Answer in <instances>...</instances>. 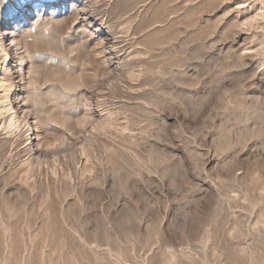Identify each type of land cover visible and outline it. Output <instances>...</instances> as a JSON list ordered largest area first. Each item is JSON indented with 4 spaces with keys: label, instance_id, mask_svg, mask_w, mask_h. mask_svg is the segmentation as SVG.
I'll return each instance as SVG.
<instances>
[{
    "label": "rangeland",
    "instance_id": "1",
    "mask_svg": "<svg viewBox=\"0 0 264 264\" xmlns=\"http://www.w3.org/2000/svg\"><path fill=\"white\" fill-rule=\"evenodd\" d=\"M0 264H264V0H0Z\"/></svg>",
    "mask_w": 264,
    "mask_h": 264
},
{
    "label": "bare ground",
    "instance_id": "2",
    "mask_svg": "<svg viewBox=\"0 0 264 264\" xmlns=\"http://www.w3.org/2000/svg\"><path fill=\"white\" fill-rule=\"evenodd\" d=\"M6 55H8V54H6ZM7 58H8V56H6ZM6 58V59H7ZM13 107L11 106L9 109H12ZM2 111V110H1ZM17 115H13L10 119H9V121H8V123H7V125H6V128L9 130V131H12V130H14L15 128H17L19 125H18V119H17V117H16ZM29 129L30 130H32L33 129V126L32 125H29Z\"/></svg>",
    "mask_w": 264,
    "mask_h": 264
}]
</instances>
